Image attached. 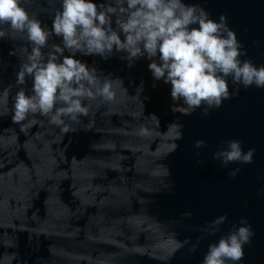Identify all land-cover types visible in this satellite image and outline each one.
<instances>
[{"label": "water", "instance_id": "1", "mask_svg": "<svg viewBox=\"0 0 264 264\" xmlns=\"http://www.w3.org/2000/svg\"><path fill=\"white\" fill-rule=\"evenodd\" d=\"M0 264H264V0H0Z\"/></svg>", "mask_w": 264, "mask_h": 264}]
</instances>
